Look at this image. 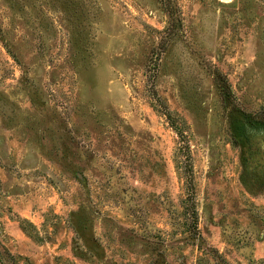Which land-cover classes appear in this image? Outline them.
<instances>
[{
  "label": "rangeland",
  "instance_id": "1",
  "mask_svg": "<svg viewBox=\"0 0 264 264\" xmlns=\"http://www.w3.org/2000/svg\"><path fill=\"white\" fill-rule=\"evenodd\" d=\"M0 264H264V0H0Z\"/></svg>",
  "mask_w": 264,
  "mask_h": 264
},
{
  "label": "bare ground",
  "instance_id": "2",
  "mask_svg": "<svg viewBox=\"0 0 264 264\" xmlns=\"http://www.w3.org/2000/svg\"><path fill=\"white\" fill-rule=\"evenodd\" d=\"M224 1H229V0H224Z\"/></svg>",
  "mask_w": 264,
  "mask_h": 264
}]
</instances>
